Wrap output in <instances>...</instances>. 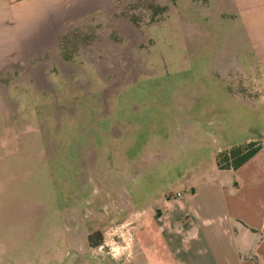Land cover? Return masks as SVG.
Here are the masks:
<instances>
[{
  "label": "rangeland",
  "instance_id": "obj_1",
  "mask_svg": "<svg viewBox=\"0 0 264 264\" xmlns=\"http://www.w3.org/2000/svg\"><path fill=\"white\" fill-rule=\"evenodd\" d=\"M248 140L264 0H0V250L143 263L124 248L142 216L197 203L216 150Z\"/></svg>",
  "mask_w": 264,
  "mask_h": 264
},
{
  "label": "crops",
  "instance_id": "obj_2",
  "mask_svg": "<svg viewBox=\"0 0 264 264\" xmlns=\"http://www.w3.org/2000/svg\"><path fill=\"white\" fill-rule=\"evenodd\" d=\"M215 169L197 203L166 198L164 209L142 216L137 240L129 233L124 241V248L137 244L144 260L138 264H264V144L237 168ZM9 250H0V264H32L28 254L18 256L16 243Z\"/></svg>",
  "mask_w": 264,
  "mask_h": 264
},
{
  "label": "trees",
  "instance_id": "obj_3",
  "mask_svg": "<svg viewBox=\"0 0 264 264\" xmlns=\"http://www.w3.org/2000/svg\"><path fill=\"white\" fill-rule=\"evenodd\" d=\"M261 146L262 144L258 141L248 140L216 150L214 153L215 166L220 169H235L256 153ZM88 242L91 246L98 243L92 240V234L88 235Z\"/></svg>",
  "mask_w": 264,
  "mask_h": 264
}]
</instances>
